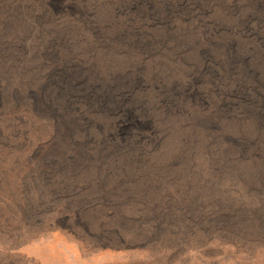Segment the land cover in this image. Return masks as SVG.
Instances as JSON below:
<instances>
[{"label": "rangeland", "instance_id": "rangeland-1", "mask_svg": "<svg viewBox=\"0 0 264 264\" xmlns=\"http://www.w3.org/2000/svg\"><path fill=\"white\" fill-rule=\"evenodd\" d=\"M0 264H264V0H0Z\"/></svg>", "mask_w": 264, "mask_h": 264}]
</instances>
